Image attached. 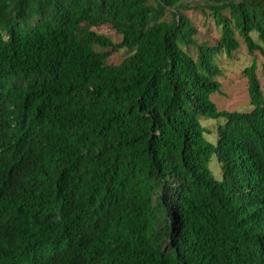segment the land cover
<instances>
[{
	"label": "trees",
	"instance_id": "obj_1",
	"mask_svg": "<svg viewBox=\"0 0 264 264\" xmlns=\"http://www.w3.org/2000/svg\"><path fill=\"white\" fill-rule=\"evenodd\" d=\"M263 44L264 0H0V264H264L257 62L216 102Z\"/></svg>",
	"mask_w": 264,
	"mask_h": 264
},
{
	"label": "rangeland",
	"instance_id": "obj_2",
	"mask_svg": "<svg viewBox=\"0 0 264 264\" xmlns=\"http://www.w3.org/2000/svg\"><path fill=\"white\" fill-rule=\"evenodd\" d=\"M186 14L197 27V35L201 42L207 41L209 44H217L220 34L211 17L208 18L210 26L208 27L204 23V16L196 10H188ZM253 37L260 42L257 33H254ZM254 61L257 62L258 68L256 73L260 83L264 85V56L261 54L256 53L252 55L246 49H242L241 52H238L235 60H229L225 55L219 58V66L224 71V75L220 77V81L223 84L222 93L216 97L219 109L229 111L241 110L250 105L248 77L244 73V70L251 66ZM203 124L210 132L208 136L215 141L217 138V125L215 121H203ZM210 168L217 178H221V169L215 157L212 158Z\"/></svg>",
	"mask_w": 264,
	"mask_h": 264
}]
</instances>
